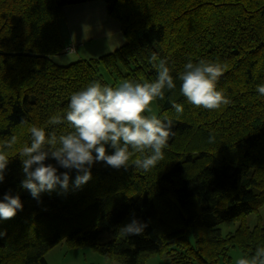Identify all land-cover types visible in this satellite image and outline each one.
<instances>
[{"label":"trees","instance_id":"trees-1","mask_svg":"<svg viewBox=\"0 0 264 264\" xmlns=\"http://www.w3.org/2000/svg\"><path fill=\"white\" fill-rule=\"evenodd\" d=\"M90 0H0V146L12 135L19 149L30 144L29 128L71 131L63 117L71 95L106 78L152 82V53L167 61L177 87L156 99L158 118L173 122L164 159L150 171L133 164L119 170L97 162L91 179L59 185L40 200L21 187L22 160L9 150L0 200L11 191L24 207L0 218V264H49L61 242L89 246L119 264H146L153 255L168 264H233L232 248L250 257L264 246V223L245 218L264 205V0H104L121 24L125 42L95 58L58 64L66 50L60 23L65 7ZM224 67L217 90L230 99L218 110L187 103L178 79L191 60ZM173 103L184 106L177 117ZM210 136L214 139L210 142ZM50 148V146H48ZM107 154L114 149L106 145ZM95 155V153H94ZM60 168L51 157L45 161ZM133 219L147 224L140 235L119 229ZM240 221L223 234V223Z\"/></svg>","mask_w":264,"mask_h":264},{"label":"clouds","instance_id":"clouds-1","mask_svg":"<svg viewBox=\"0 0 264 264\" xmlns=\"http://www.w3.org/2000/svg\"><path fill=\"white\" fill-rule=\"evenodd\" d=\"M150 63L157 71L152 82L127 80L112 87L93 81L73 93L66 114L63 117L53 115L48 120L49 125L66 123L71 131L57 134L55 130L46 131L33 125L29 128L30 144L24 143L19 149L15 147L18 144L16 135L5 139L0 146V182L5 180L9 150H16L22 160L25 178L21 187L38 201L42 192L52 191L57 185L67 190L72 170L77 172L76 187L87 183L91 179V168L97 162L117 170L127 169L132 156L139 154L140 158L133 163L136 168L143 171L155 168L164 159V149L168 148L169 138L174 134L173 122L166 116L161 119L155 114L145 115V112L150 113L152 103L157 98L163 100L165 90L172 91L177 85L166 60L152 53ZM224 67L204 59L197 63L189 60L178 75L180 92L187 103L206 110L228 105L230 99L216 87ZM257 92L264 96V84L257 86ZM172 107L177 117L183 114L182 104L173 103ZM213 139L210 136V142ZM109 144L114 149L112 154H107L106 145ZM50 157L67 171L60 173L56 165L46 164ZM23 207L19 195L13 196L9 191L0 200V218H14ZM146 227V223L133 219L119 229V235H140ZM236 264H264V246L257 247L250 257L237 259Z\"/></svg>","mask_w":264,"mask_h":264},{"label":"rangeland","instance_id":"rangeland-1","mask_svg":"<svg viewBox=\"0 0 264 264\" xmlns=\"http://www.w3.org/2000/svg\"><path fill=\"white\" fill-rule=\"evenodd\" d=\"M89 3L97 6L96 8L87 7L88 19L91 20L92 31H73L71 26L72 22L69 19L64 16L61 20V33L66 50L52 57L56 63L66 65L79 59L95 58L116 50L124 43L125 36L121 25L117 20L109 16L105 1L90 0ZM68 6L65 7L66 14H68L67 9H70ZM100 7H103V11L100 10ZM73 32H75L77 38V41L74 42L75 44L71 42ZM68 47H72L69 50V56L67 51ZM106 78L111 84L116 82V86L126 81L121 79L116 80L109 74H107ZM151 114H155L158 117L159 106L157 100L152 103L151 112H145V115ZM245 221L251 227L255 226L258 222L264 223V205L259 207L257 212L247 215ZM239 224L240 221L238 220L223 223L221 225L223 234L233 232L238 228ZM230 256L233 264H236L237 259L244 257L239 248H232L230 250ZM46 257L49 264H119L116 261H111L89 246L69 247L64 241L50 250ZM162 261H166L165 257L153 255L146 264H161Z\"/></svg>","mask_w":264,"mask_h":264},{"label":"crops","instance_id":"crops-1","mask_svg":"<svg viewBox=\"0 0 264 264\" xmlns=\"http://www.w3.org/2000/svg\"><path fill=\"white\" fill-rule=\"evenodd\" d=\"M89 2L90 1L73 6H68L70 9H67L68 14H66L65 12V17L72 22L71 26L73 31H92L91 20L88 19L89 17H88L87 7L96 8L97 6ZM100 10L103 11V7H100ZM73 37H75V39L73 38L71 39L72 43L77 41L75 32H73ZM161 264H168V263L166 261H162Z\"/></svg>","mask_w":264,"mask_h":264},{"label":"built area","instance_id":"built-area-1","mask_svg":"<svg viewBox=\"0 0 264 264\" xmlns=\"http://www.w3.org/2000/svg\"><path fill=\"white\" fill-rule=\"evenodd\" d=\"M71 49H72V47H68V48H67V51H69V50H71Z\"/></svg>","mask_w":264,"mask_h":264}]
</instances>
